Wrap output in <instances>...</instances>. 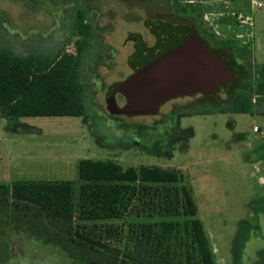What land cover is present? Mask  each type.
Instances as JSON below:
<instances>
[{
    "label": "rangeland",
    "instance_id": "obj_1",
    "mask_svg": "<svg viewBox=\"0 0 264 264\" xmlns=\"http://www.w3.org/2000/svg\"><path fill=\"white\" fill-rule=\"evenodd\" d=\"M193 1L204 8L202 13L209 18L205 23L218 27L219 36L213 34L217 40L248 47L250 56L238 59L234 67L245 83L253 84L264 65V0H255L263 4L260 9L253 0ZM206 2L210 4L208 11ZM76 8L86 10L94 29V40L81 66L87 115L0 118V184L20 180L76 182L81 159H109L124 168L148 165L175 169L192 189L214 263L245 264L241 243L244 223L253 222L252 210L264 209V113L256 108V99L251 98L255 108L250 114L232 113L235 97L218 92L205 100H171L159 107L156 115H111L105 92L109 85L131 74L129 35L139 34L147 45L153 43L145 27L151 13L141 1L46 0L38 7L22 0H0V31L4 33L0 42L19 55L59 48L74 55L76 38L70 36L68 28L71 11ZM232 14L244 23L238 26ZM115 105L121 108L124 98L115 95ZM221 109L224 113L218 112ZM208 111L213 113L205 114ZM260 219L264 225V215ZM178 220L183 223V219ZM108 225L121 230L104 238V243L123 250L130 223ZM177 232L181 236L184 230L179 226ZM174 233L171 248L175 247L181 253L178 258L184 261L186 249L174 246L178 243ZM258 243L264 248V238L259 237ZM262 252L259 261L251 254L249 264H264ZM50 253L55 252L25 249V254H33L29 264H64L62 259L48 257ZM19 254L11 253L14 262Z\"/></svg>",
    "mask_w": 264,
    "mask_h": 264
},
{
    "label": "trees",
    "instance_id": "obj_2",
    "mask_svg": "<svg viewBox=\"0 0 264 264\" xmlns=\"http://www.w3.org/2000/svg\"><path fill=\"white\" fill-rule=\"evenodd\" d=\"M22 1L41 7L46 0ZM122 1L144 3L151 13L145 27L153 37L167 28H183L191 34L189 29L196 28L204 11L190 3L193 0ZM70 17L68 33L76 38L74 55L61 48L19 55L0 42V118L87 115L81 66L94 40V29L84 8L72 10ZM3 36L0 31V41ZM218 41L224 52L219 55L233 75L227 92L235 97L232 113H252V97L264 113V65L253 84L245 83L234 62L249 57L250 50L232 41ZM116 84L105 92L109 113L134 117L115 113V95H121ZM218 112L224 113L222 109ZM77 176L76 182L0 184V264H29L33 254H25V249L31 247L55 252L47 256L62 259L64 264H191L192 260L194 264H215L192 189L180 172L148 165L124 168L109 159H81ZM111 222L130 223L123 250L104 243V238L121 230L108 225ZM179 226L184 230L181 236ZM173 232L178 242L174 246L186 249L184 261L171 248ZM12 252L20 253L15 262Z\"/></svg>",
    "mask_w": 264,
    "mask_h": 264
},
{
    "label": "water",
    "instance_id": "obj_3",
    "mask_svg": "<svg viewBox=\"0 0 264 264\" xmlns=\"http://www.w3.org/2000/svg\"><path fill=\"white\" fill-rule=\"evenodd\" d=\"M129 36L138 43L128 60L131 74L116 82L124 105H115V113L156 115L171 99L192 94L209 97L231 89L233 75L221 56L209 52L185 29H162L150 47L139 34Z\"/></svg>",
    "mask_w": 264,
    "mask_h": 264
},
{
    "label": "flooded vegetation",
    "instance_id": "obj_4",
    "mask_svg": "<svg viewBox=\"0 0 264 264\" xmlns=\"http://www.w3.org/2000/svg\"><path fill=\"white\" fill-rule=\"evenodd\" d=\"M189 30H190L192 36L197 41H199L204 48L211 50L212 52H215V53L217 52L218 54L219 53L224 54L223 50L218 46L219 41L213 35V33L209 31V29L207 30V28H205V24L202 21L198 22V25L196 26V28L191 27ZM152 38H153V43H152V45H153L155 43V39L153 36H152ZM130 42L132 43V48H133L132 55H133V53L136 50V43L132 40H130ZM142 42L144 43V45L146 47L152 46V45H147L144 41H142ZM131 72H132V70H131ZM116 96L122 97L119 94H116ZM195 97H200L202 100H205V96H203L201 94H192L190 96L178 97V98H174L171 100H183V99L190 100V99L195 98ZM171 100H169V101H171ZM169 101H167V102H169ZM251 212L252 213L250 214V216H251V218H253V222L250 225L248 224L249 221H248V223H244L245 228H243V230H242L243 232L241 234V240H242L241 243L243 245L242 254H243V256L245 255L244 256V260L246 262L245 264L251 263V261H250V259H251L250 255L251 254H254L252 257L256 258L257 261H259L260 258H262V256H261V254H263L262 251H264V248H262L263 246L260 247V245H258L259 244L258 243L259 237H261V239L264 238L263 237L264 236V229H262V227H264V225L262 223V220L260 219L264 215V209H260V210L254 209ZM244 249H245L246 253H244ZM260 251H261V254H260Z\"/></svg>",
    "mask_w": 264,
    "mask_h": 264
},
{
    "label": "built area",
    "instance_id": "obj_5",
    "mask_svg": "<svg viewBox=\"0 0 264 264\" xmlns=\"http://www.w3.org/2000/svg\"><path fill=\"white\" fill-rule=\"evenodd\" d=\"M190 3H194V1H191ZM206 6L209 8V2H206ZM252 4L253 5H255L257 8H262L263 7V4L262 3H260V2H256L255 0H253V2H252ZM213 16V15H212ZM232 16H234L235 18H237L238 20H236V23L238 24V26H241L243 23H244V21L240 18V17H238L236 14L234 15V14H232ZM221 17V15H217V20H219V18ZM209 18H208V16H207V14L205 13L204 15H203V17H202V22L204 23V24H206L205 25V27H207V28H210V29H212L213 30V34L215 35V36H219V32L217 31V29H218V27L216 26V25H213L212 23H209V24H207V23H205V22H208L209 20H208ZM249 25H251V24H249ZM238 38L239 39H242V36H238ZM253 132L254 133H257L258 132V129L256 128V127H254L253 128Z\"/></svg>",
    "mask_w": 264,
    "mask_h": 264
}]
</instances>
